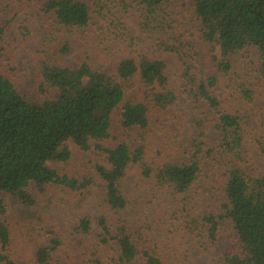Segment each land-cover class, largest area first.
<instances>
[{"label": "trees", "instance_id": "1", "mask_svg": "<svg viewBox=\"0 0 264 264\" xmlns=\"http://www.w3.org/2000/svg\"><path fill=\"white\" fill-rule=\"evenodd\" d=\"M130 1V2H129ZM201 32L213 54L217 71L229 75L236 61L251 48L261 58L260 79L264 82V0H193ZM2 0H0V3ZM126 13L133 5L140 14V31L146 37H157V50L175 54L184 67L183 81L197 99L205 101L217 114L219 141L209 143L206 126L196 121V134L187 144V154L180 161L159 166L148 162L146 148L128 143L102 146L112 137L113 114L125 99V82L138 78L148 90L145 100L130 99L123 108L124 129L139 127L147 131L153 109L166 111L178 101L177 92L168 89L166 62L147 56L123 60L117 75L96 70L89 60L76 68L44 59L41 74L54 90L50 99L28 98L8 77L0 73V217L8 212L7 197L13 196L27 207L36 206L30 187L35 185L44 196L49 188L70 190L81 197L80 203L94 195L93 188L102 187V206L112 215L98 221V238L118 252L115 264H166L157 254L140 252L130 231L129 209L133 200L125 190L128 172L139 166L142 176L175 195H185L202 178L219 168L225 177L226 201L214 214H205L195 225L210 239L218 242L223 228L230 223L240 243L239 252L224 253L223 264H264V175H250L239 165L244 161V122L227 113L211 90L216 77L199 78L195 66L198 51L194 43L176 29L171 0H98L99 15L108 20L109 6ZM42 11L53 15L56 23L67 29H85L92 23L91 11L82 0H42ZM115 35L120 34L135 45V40L117 17L109 21ZM11 21L0 17V66L5 57V44ZM69 45L60 54L69 56ZM47 89L44 88L43 91ZM243 98L252 103L255 94L248 82L239 88ZM93 144L106 156L107 165L95 167V175L83 176L68 170L72 149L89 152ZM264 157V140L258 141ZM89 217L81 219L79 229L86 235L92 231ZM10 231L0 222V263L22 264L9 255ZM62 238H48L37 252L38 264L56 263L63 247ZM142 254L143 263L140 255Z\"/></svg>", "mask_w": 264, "mask_h": 264}, {"label": "rangeland", "instance_id": "2", "mask_svg": "<svg viewBox=\"0 0 264 264\" xmlns=\"http://www.w3.org/2000/svg\"><path fill=\"white\" fill-rule=\"evenodd\" d=\"M88 5L92 23L85 29H67L56 23L53 15L42 11V0H2L0 17L11 21L5 44L6 52L0 73L10 78L30 99H50L54 90L41 74L44 59L55 58L57 63L73 69L89 60L96 70L117 75L120 63L128 58L147 56L166 62L168 89H174L178 101L166 111L153 109L147 131L139 127L124 129L121 114L126 103L135 97L145 100L148 90L138 78L125 82V99L113 114L112 137L99 143L117 146L128 143L146 148L148 162L159 166L180 161L187 154V144L196 134V121L206 126L208 142L219 141L218 116L209 105L197 99L191 87L183 81L184 67L175 54L157 50V37H146L140 31V14L132 5L126 13L109 6L108 20L99 15L98 0H82ZM130 2V1H129ZM176 29L192 41L198 51L195 60L199 78L216 77L217 85L211 92L218 97L227 113L237 114L244 122V161L240 167L250 175H264V157L258 141L264 140V82L260 79L261 58L255 48L244 52L236 61L234 71L224 75L212 62L211 47L203 38L201 21L196 15L193 0H171ZM116 17L136 38L135 45L116 34L109 21ZM69 45L73 53L61 55L60 48ZM243 82L252 86L255 101H246L239 88ZM46 88V91L43 89ZM93 144L89 152L72 149L68 170L81 176L95 175L99 185L102 180L95 167L107 165ZM225 177L219 168L207 178H202L185 195H175L142 176L139 166L128 172L125 190L133 200L129 209L130 233L140 252L148 250L157 254L166 264H223L224 253L239 252L236 232L227 223L218 242L211 243L207 234L194 221L205 214H214L226 201ZM36 197V206L27 207L13 196L7 197L8 212L0 222L8 227L11 236L9 255L22 264H38L37 252L46 240L54 235L62 238L64 245L56 254L59 264H115L119 256L116 248L105 245L98 238V221L102 215L112 220V215L102 206V187L93 188L94 195L83 203L81 197L70 190L49 188L46 196L35 185L30 187ZM89 217L92 231L89 235L79 229L81 219ZM0 253L2 246L0 244ZM143 263L142 254L140 255ZM3 264V263H0Z\"/></svg>", "mask_w": 264, "mask_h": 264}]
</instances>
